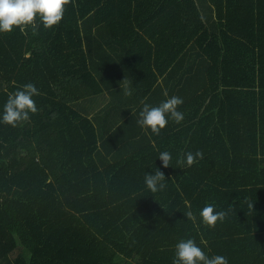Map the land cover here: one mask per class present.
<instances>
[{
    "label": "trees",
    "instance_id": "16d2710c",
    "mask_svg": "<svg viewBox=\"0 0 264 264\" xmlns=\"http://www.w3.org/2000/svg\"><path fill=\"white\" fill-rule=\"evenodd\" d=\"M37 23L0 33V116L20 86L42 93L30 121L0 122V264H172L188 238L264 264V0H72L57 26ZM102 96L91 118L75 108ZM171 96L184 120L146 134L143 103ZM155 169L167 187L152 193ZM208 203L228 213L214 229Z\"/></svg>",
    "mask_w": 264,
    "mask_h": 264
},
{
    "label": "clouds",
    "instance_id": "9594fccd",
    "mask_svg": "<svg viewBox=\"0 0 264 264\" xmlns=\"http://www.w3.org/2000/svg\"><path fill=\"white\" fill-rule=\"evenodd\" d=\"M71 3L72 0H0V33H11L16 28H19L22 33L29 28L37 31L40 26L37 21L43 25L44 29H52L61 22L66 7ZM41 94L40 89L33 83L24 84L15 92L9 93L3 105L0 122L17 127L30 121L31 117L40 111L34 97ZM125 95H132L130 88L125 90ZM183 103V99L179 96H171L158 106L143 103L138 114L137 124L146 134L160 136L162 130L167 127L169 119L176 124H180L184 120V113L178 110ZM152 143L155 147V141ZM157 152L162 167L172 166L171 152L158 149ZM203 158L204 153L201 150L188 151L177 155L176 164L190 168ZM144 185L152 193L164 190L167 187L164 173L159 169H155L151 174L145 173ZM248 207L251 209L252 203H249ZM184 215L194 225L197 224V214L191 210L190 206ZM227 215V211H217L215 204L208 203L199 211V220L206 228L214 229L218 222L225 221ZM172 264H228V259L223 255L209 257L197 245L195 239L188 238L180 240L175 245Z\"/></svg>",
    "mask_w": 264,
    "mask_h": 264
},
{
    "label": "crops",
    "instance_id": "0c3cea01",
    "mask_svg": "<svg viewBox=\"0 0 264 264\" xmlns=\"http://www.w3.org/2000/svg\"><path fill=\"white\" fill-rule=\"evenodd\" d=\"M202 13L208 17V20L212 21L209 18L214 17V14L211 13L209 7H206ZM107 101L108 99L106 96L92 97L79 102L77 105H75V108L84 116L91 118L95 112L104 107ZM98 121H100V123H103V118L98 119Z\"/></svg>",
    "mask_w": 264,
    "mask_h": 264
},
{
    "label": "rangeland",
    "instance_id": "374dc122",
    "mask_svg": "<svg viewBox=\"0 0 264 264\" xmlns=\"http://www.w3.org/2000/svg\"><path fill=\"white\" fill-rule=\"evenodd\" d=\"M1 84H2L4 87L7 86V84H5L4 82H1ZM119 264H121V263L119 262Z\"/></svg>",
    "mask_w": 264,
    "mask_h": 264
}]
</instances>
